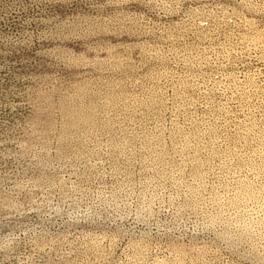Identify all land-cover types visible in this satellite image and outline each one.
I'll return each mask as SVG.
<instances>
[{
  "label": "rangeland",
  "instance_id": "1",
  "mask_svg": "<svg viewBox=\"0 0 264 264\" xmlns=\"http://www.w3.org/2000/svg\"><path fill=\"white\" fill-rule=\"evenodd\" d=\"M0 264H264V0H0Z\"/></svg>",
  "mask_w": 264,
  "mask_h": 264
}]
</instances>
